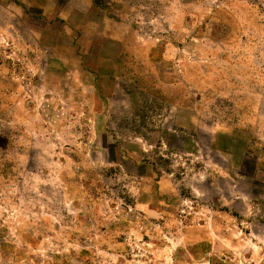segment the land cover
Here are the masks:
<instances>
[{
	"label": "rangeland",
	"instance_id": "374dc122",
	"mask_svg": "<svg viewBox=\"0 0 264 264\" xmlns=\"http://www.w3.org/2000/svg\"><path fill=\"white\" fill-rule=\"evenodd\" d=\"M0 264H264V0H0Z\"/></svg>",
	"mask_w": 264,
	"mask_h": 264
}]
</instances>
